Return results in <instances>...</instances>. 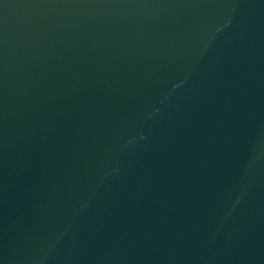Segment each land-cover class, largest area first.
Masks as SVG:
<instances>
[{
  "label": "water",
  "instance_id": "1",
  "mask_svg": "<svg viewBox=\"0 0 264 264\" xmlns=\"http://www.w3.org/2000/svg\"><path fill=\"white\" fill-rule=\"evenodd\" d=\"M0 264H264V0H0Z\"/></svg>",
  "mask_w": 264,
  "mask_h": 264
}]
</instances>
